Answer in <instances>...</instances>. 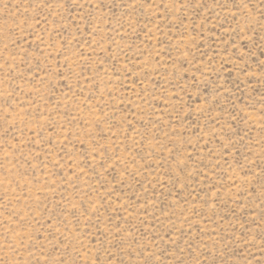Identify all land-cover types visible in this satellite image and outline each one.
<instances>
[{
	"label": "rangeland",
	"instance_id": "rangeland-1",
	"mask_svg": "<svg viewBox=\"0 0 264 264\" xmlns=\"http://www.w3.org/2000/svg\"><path fill=\"white\" fill-rule=\"evenodd\" d=\"M0 264H264V0H0Z\"/></svg>",
	"mask_w": 264,
	"mask_h": 264
}]
</instances>
